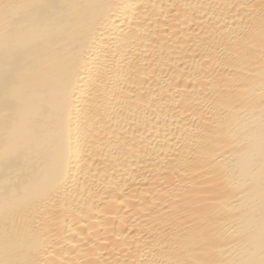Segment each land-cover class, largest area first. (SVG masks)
Returning <instances> with one entry per match:
<instances>
[{
	"label": "bare ground",
	"instance_id": "bare-ground-1",
	"mask_svg": "<svg viewBox=\"0 0 264 264\" xmlns=\"http://www.w3.org/2000/svg\"><path fill=\"white\" fill-rule=\"evenodd\" d=\"M0 264H264V0H0Z\"/></svg>",
	"mask_w": 264,
	"mask_h": 264
}]
</instances>
